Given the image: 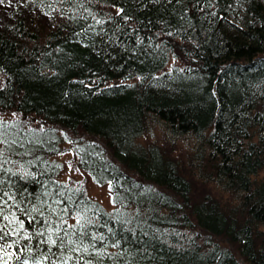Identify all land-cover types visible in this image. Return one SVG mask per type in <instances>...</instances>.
I'll return each mask as SVG.
<instances>
[{
    "label": "trees",
    "instance_id": "16d2710c",
    "mask_svg": "<svg viewBox=\"0 0 264 264\" xmlns=\"http://www.w3.org/2000/svg\"><path fill=\"white\" fill-rule=\"evenodd\" d=\"M0 74V111L18 113L0 117L5 230L33 234L10 251L38 255L46 220L82 215L93 264H264V0H4ZM153 121L168 148L139 142ZM68 142L111 209L62 178Z\"/></svg>",
    "mask_w": 264,
    "mask_h": 264
},
{
    "label": "snow or ice",
    "instance_id": "6c2138e0",
    "mask_svg": "<svg viewBox=\"0 0 264 264\" xmlns=\"http://www.w3.org/2000/svg\"><path fill=\"white\" fill-rule=\"evenodd\" d=\"M11 2V0H9ZM33 3L36 0H32ZM4 0H0V4H3ZM123 9L117 10V15L123 14ZM48 15V13H45ZM100 23V21H96ZM7 197V199H4ZM9 200H14V195L8 192L0 191V219L3 221H7V224H0V264H9V261L14 260L15 264H93L92 260L85 259V254L91 255L90 249H95V244H85L84 238L89 237V234L84 231L88 224L92 223L91 220L86 219L82 215H78L76 219L75 225H68L67 228H63V225L67 224V221L62 219V224L57 225L55 228H52L49 222L46 220L45 224L48 227L38 230L35 235L40 237L37 245V253L38 255H31L32 246L26 245L25 248H19L15 251H10L13 248L14 244H18L20 239L31 240L32 235L28 231L24 230V222L23 220H19V227H12L11 230H5L10 226L16 224L18 218L14 215L10 217L6 213L5 205H7ZM27 211V210H25ZM33 211H37V209H33ZM65 213H67V209H62ZM41 215L43 213L41 212ZM32 220H35V217H32ZM63 228V236L60 235V232ZM68 229H73L70 233ZM79 229V231H77ZM55 233V238L53 236ZM75 235L76 239H72V236ZM12 236H16L18 239L9 240ZM67 238V242L65 240ZM90 239L95 241L97 239L103 240L104 237H97L94 234L90 236ZM39 245H47V249L43 250L39 247ZM115 246V245H114ZM57 249V252H53V248ZM27 249L30 254L27 257H23L20 253H23ZM65 253H68L67 255ZM76 253L77 255H72ZM98 255H102V253H98ZM55 257V259H54Z\"/></svg>",
    "mask_w": 264,
    "mask_h": 264
},
{
    "label": "rangeland",
    "instance_id": "374dc122",
    "mask_svg": "<svg viewBox=\"0 0 264 264\" xmlns=\"http://www.w3.org/2000/svg\"><path fill=\"white\" fill-rule=\"evenodd\" d=\"M170 64L177 63L176 59H171ZM169 64V65H170ZM169 67V66H168ZM2 82V76L0 74V83ZM0 117L4 119H14L18 117V113L13 111H0ZM29 124L35 127H43V123L40 121H36L35 118H31L29 120ZM139 142L142 144L156 143L160 146H164L168 148L169 141L165 137V133L162 129V126L159 122L153 121L149 124L148 131L140 137ZM65 149L63 146V152L56 156V158L66 164V168L69 167L70 171H66L62 178L67 179L68 177H72L77 181H85L87 194L94 200L99 201L103 204L107 209L112 208V204L109 198L108 188L106 186H99L95 184L92 179L86 175V173L76 169L75 163L76 159L73 156L74 150L70 143H66ZM176 149L172 150L173 158L177 161L181 162L185 167L189 164V157L193 156L197 151V145L195 140H193L190 136H186L184 138L178 139L175 144ZM170 149V148H169ZM258 177L262 178L264 175L261 173Z\"/></svg>",
    "mask_w": 264,
    "mask_h": 264
}]
</instances>
